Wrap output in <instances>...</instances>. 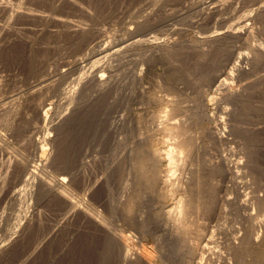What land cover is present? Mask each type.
Returning <instances> with one entry per match:
<instances>
[{
	"label": "rangeland",
	"instance_id": "rangeland-1",
	"mask_svg": "<svg viewBox=\"0 0 264 264\" xmlns=\"http://www.w3.org/2000/svg\"><path fill=\"white\" fill-rule=\"evenodd\" d=\"M148 1L149 0H69L68 2H57L56 0H30V1L25 2L24 7L26 9L32 10L33 12L42 13L45 15H56L59 17L70 19V20L73 19L72 21H75V23L77 22L76 24H79V25L84 24L85 27H96V28L105 29L106 34H107L105 38H107V40H108L106 44H109V43H112V42L118 41V40L121 41L123 39H124L123 41L127 40L130 42V40L132 41L135 38H141L147 34H149V35L151 34L150 36H156L161 42L164 43L165 49L163 51H160V52H157L154 54L150 53V56L148 54L147 55L148 58L142 57L145 55H139L138 57H140V58H138V59L139 60L141 59V61H139V63L136 65L132 64L130 62L129 58H124L125 60L123 59L122 63L119 65H115L116 64L115 62H113V65L106 64V65H108V66L105 65L107 67L106 76L109 77V76L113 75V80L115 81V87L112 88L113 92L110 89L109 92L110 91L111 92L109 94L104 96L100 101L96 102L95 105L92 104L94 107L92 105L89 106V104H87L88 107L87 106L85 107L86 103L87 102L90 103V101H87L86 100L87 98H83L80 102V104H81L80 107H81V109H83V111L81 113H78L77 116H74L75 118L74 117H71L72 119L69 118L61 127H58L55 130L57 133L52 130V128H51L52 124L50 123V121H51L53 115H55L56 113H59V114L60 113H66L67 108L69 106L65 105L64 108L67 107L65 110L62 106H61V108L55 107V109H53L52 112L49 113V116H48L46 123L45 122L40 123V121H38V117L36 115V110H32V109H34L32 107H37L38 104L40 103V101H42V102L44 101L42 99H45V100L47 99V94H45L46 98H43V97H45L43 95L41 97V99H40V97H38L40 100L36 99V100L31 101V104H32L31 108L32 109L31 108L27 109L28 111L25 114V115H27L26 117L28 119H24V121L21 124H19L20 128L23 129L24 131L27 130L29 134H25L23 137H21V136L16 137V140H15V137L11 136V132H8L5 130L6 127L3 124V120H1L3 118L0 119L2 121L0 123V125L2 126V128L0 126V128H1L0 134L8 136L7 139L8 138L11 139V140L8 139L9 140L8 145L3 146L4 147V149H2L3 151L0 150V178H1L0 181L2 179H4V177H5L4 174H6L5 171L7 170L10 162L15 160V157H21V156L25 157V158L27 157L28 159L27 158L26 159L29 160V162L30 161L34 162V163L30 162L32 166H34L35 162L39 163V164L38 163L35 164L38 168V174L41 176L44 175V177L45 178L47 177V179L49 177L48 180H51V179L53 180L56 177H59L61 175H67L71 179V182H70L71 184L69 185L70 196L72 197V199L78 200L77 202L80 204V207H82L83 209H86L88 212L90 211L89 213L91 215L93 214V216H94V219L84 220L83 219L84 212H83V210H79L73 214V216L69 219L70 221L64 220V217L67 213L66 212L67 208L65 207V205L63 204L61 199H59L58 197L56 198L51 193L47 194L45 191H43L41 189L39 190L40 192H38V193H37L38 189H36L37 191L36 190L31 191V194H29L27 197V200L29 199L30 201L28 200L29 202L25 203L24 208H23V215H25L27 217L28 221H26L25 226H24V230L22 232L17 234V236L13 235L16 240L7 242L6 248H5L6 251L4 250V251L0 252V264H22V263H24V264H99V263H103V262L105 263V261H106L105 255L108 252L107 246H106L108 239L105 237V235H102V234H104L102 231V227L97 222H95L96 218H97V220H100V221L106 220V221L112 222L115 225L117 223L120 224V225H118V224L116 225L118 230H120L121 232L123 231L122 233H124L125 236H127V237H129L131 234L129 241L133 240V241L137 242V244L140 247H142L144 245L143 247L144 248L146 247V249L148 248L147 250L149 252H151V254H153V255L157 254L155 252L156 248H154V246L156 244L152 241H156L158 239L161 242L171 241L168 239L167 232L164 230L167 228V226H166L165 219L162 218V217H164V216H162V214H163L162 211H166V210H161V209L171 208L174 204H176V201L178 199L180 200L183 197H185V196H182V195H184V193L187 196L188 195L187 192L189 193L188 196L191 197L190 196V193H191L192 198H194V199L197 196H202L201 193L203 192V190H202L203 189V182H202L203 181L202 180V173L203 172H201V171H203L202 169L204 168V166H206V164L208 163V161L210 159L213 158L215 161L217 160L215 158H216V155L218 152L223 153V155L226 156V158L230 162H236L238 160V161H242L243 166L245 165L244 166L245 168L243 169V171L241 172V175H240L241 178L239 179V182H240L239 189L243 194H246L247 191L250 192V191L258 190V189H259L258 191H260L259 193L264 194V76H262V75H264V7L262 9L259 8L260 6H264V0H229V1L228 0L227 1L221 0L223 2H221L220 0H161L159 3H156V5L154 4L151 6L148 5ZM67 3H69V4H67ZM222 3H224V5L226 4L227 6L225 5L226 7H222V9H221L222 12L221 11L219 13L217 12L218 15L216 13H214L215 14L214 15L213 12L211 10H209L215 4L221 5ZM143 5H144V8H143ZM146 5H147V7H146ZM141 7L143 8V10L141 9ZM58 8H60V9H58ZM150 8H152V9L150 10ZM145 11H148L149 13L145 12ZM210 11L212 13H210ZM207 12H209V14ZM123 14H124V16H123ZM132 17H134L135 20ZM247 17H250V18L248 19ZM245 21H248L249 23L245 22ZM4 22H5L4 19L0 20V23L3 24ZM17 24L20 27H18ZM246 24H248V25H246ZM13 25L15 28L26 29V31H29V32H26L24 34V37L22 36V38H19L16 41L11 40V39H10L11 41H9L8 39L4 40L3 37L0 38V40H1L0 41V44H1V47H0V50H1L0 51V80L5 79V81H6L5 87L0 91V101L2 100V97H3L2 95H4L6 90H8V91H11V89L13 90V88L16 86V84H19L20 82L25 80V76L28 77V75H30V73L33 70H35L37 67H39L41 64L48 62V64L51 66L52 72H55L53 70L58 68L65 58H67L65 60H71L72 59V57L75 55V50H76L72 44V42L74 41V37L66 36V35L61 36L60 33L59 34L57 33L58 35L54 34V33L52 34V32H46V33L42 34L43 36L42 35L38 36V35H35L34 33H31L33 30L38 31V30H42L46 27V24L44 22L39 21V20H33V21H32V19L31 20L30 19L29 20H23V21L14 23ZM126 26L128 28H126ZM242 26H243V28H241ZM231 27L237 28V31H239V36L235 37V38H227V39L222 40V42H220L221 44L218 43L220 45H216L217 47L220 46L218 48L219 50L217 49L216 46H214L215 48L214 47L209 48V46L206 45V46H200V47L204 48V51L202 52V51H200L201 48L199 47V45H197L195 43L194 38L196 39L197 35L211 34V33L217 32V30L218 31H224L223 29L228 30V28L231 29ZM49 29H51V28H49ZM127 29H129V30H127ZM215 29H216V31H215ZM190 40L191 41L193 40L192 43L194 42L195 44L194 43L191 44ZM180 42H182V44ZM170 43H172L174 45H172ZM184 45H186V46H184ZM194 45H195L196 49H194L195 48ZM168 46L171 47V49L168 48ZM226 47H228V48L226 49ZM166 48L168 49V51H167L168 55L165 51V50H167ZM176 48H178V49H176ZM172 49L173 50L175 49L174 53L172 52L173 51ZM231 49H232V51H231ZM170 50H171V54L169 53ZM196 50H198V51H196ZM206 50H208L209 52ZM225 50H228V52H226ZM210 51H211V53H210ZM212 51H217V52H212ZM224 51L226 53H224ZM39 53H41V54H39ZM204 53L206 55L208 53V55L210 54L211 56H208V55L206 56ZM220 53H222V54L220 55ZM151 54H153V55L156 54V55H155V57L154 56L152 57ZM180 54H183L185 56H187V55H189V56L191 55V56L185 57V56L181 55V56H183V58H182L180 56ZM217 54H219L220 57L226 56V54L227 55L229 54V55L227 58L223 57L224 58L223 59L220 57L218 58L219 55H217ZM232 54H236L238 56L240 54H242V55L245 54V56H248L249 60L240 64V68L242 67L241 70H237V71L234 70L233 72H231L229 69V68H231V66H229V68L226 67V65L228 64L227 61L232 59ZM177 55H179V56L177 57ZM196 55H197V57H199V59L196 57ZM216 55H217V59H216ZM193 56H194V58H193ZM202 56L203 57L206 56V58L204 59ZM191 57H192V59H191ZM213 57H214V60L212 59ZM221 59L226 61V62L222 61ZM153 60H155V62ZM195 60L197 61L196 63H195ZM50 62H51V64H50ZM143 62H145V63H143ZM206 63H209L210 65H212L214 63V65H216V67L214 65H212V68H211L210 65L209 64L206 65ZM149 64H151V65H149ZM185 64H187L188 67H186ZM113 66H116L115 67L116 69L113 68ZM190 66L192 69L190 68ZM126 67H127V69H125ZM132 67H134V69ZM213 67H214V69H213ZM220 67L222 70L220 69ZM205 68H208V69H205ZM216 68L217 69L219 68V69L217 70ZM110 69L113 71H111ZM132 69H133V71H132ZM203 69H205V70H203ZM242 69H244V70H242ZM130 70L133 72L132 74H134V73L137 75L140 74L141 76L139 75V77H141V78L143 77L141 79L142 82H140V83H139V81L135 82L131 77V75H132L131 72L129 73ZM189 70H191L192 72ZM119 71L120 72L122 71V72L120 73ZM200 71H201V73H200ZM225 71H226V74L224 75V77L225 76L226 77L225 78L223 77V78L228 80L227 83H231L230 85L228 84L229 87H231V89H233V90H237L239 92L244 93L245 96L242 99H240L241 101L237 100V99L233 100L232 98H229L227 96V94H224L227 92H224L223 89L220 88V86H219L220 83L218 81H216L215 76L220 75V73H224ZM228 71H229V73H228ZM214 72H216L217 74ZM80 73L81 72H75V73L73 72L70 75V77L64 81V83H66V84L63 83L64 85H62V88H68L69 89L70 86L73 85L72 82H73L74 78H77L78 75H81ZM128 73H129V75H128ZM213 73H214V76H213ZM114 74H115V76L117 75V77H115ZM185 74H187V75H185ZM196 75H198V76L201 75L203 79H201V77L198 78V76H196ZM207 76H208V78H207ZM114 77L116 79H114ZM205 78L207 80L211 79V81L210 80L207 81ZM123 79H125V80H123ZM128 79H129V81H128ZM197 79H198V81H197ZM204 79H205V82H203ZM131 80H133V82ZM200 80H202V81H200ZM199 81L202 83H200ZM71 83H72V85H71ZM126 83H127V85H126ZM133 83H136V84L139 83V84H137L138 85L137 86L136 84H133ZM214 83L216 85H214ZM116 84H118V85H116ZM163 84H165V86ZM203 84H204V87H203ZM167 85H168V88L170 90L165 89V88H167ZM198 85H199L200 89L198 88ZM246 85H248L249 87H247ZM116 86H118V87H116ZM217 86H219V87H217ZM142 87L143 88L146 87L145 89L147 90L148 93L146 92L145 89H142ZM176 87H178V88H176ZM195 87H196V89H195ZM210 87H211V89H209ZM123 88H126L127 90L123 89ZM183 88L188 89V90H185ZM199 90H200V92H199ZM204 90H206V91H204ZM127 91H129V92H127ZM132 91H134V92H132ZM165 91H168V92H165ZM194 91L196 93H194ZM1 92H3V93H1ZM116 92L119 93L121 96L119 94H117ZM136 92H138V93H136ZM200 93L202 94V96ZM249 93L250 94L252 93V94L250 95ZM166 94H167V97L169 96V94H171V95L169 96V98H167ZM172 94L174 97L172 96ZM195 94H196V96H195ZM116 95L118 96V98L120 96L119 100H118ZM175 95L178 96V98H179V99L176 98L177 100H182L180 98H182L184 96L183 100L181 101L182 103L184 102L182 104V106L185 107V105H186L190 109L192 108V110L195 111V112H192V110H190L189 111L190 113L191 112L195 113V115L203 113L202 114L203 116L208 117L209 121L204 122L205 124L203 123V127L205 129L208 130L212 127V129L218 130V128H219L218 131H221V133L223 132V135L228 137L229 140H227V141L224 140V142L223 141H215L212 138H209L208 136L207 137L201 136L203 138V139H201L199 134H201V135H204V134H202V132H200L195 127V125L193 123H192L193 126L191 125V123L189 121L190 119L189 120L186 118L184 119V117H185L184 116L183 119L185 120V127H187L189 124L190 125H189V127H187L189 130L186 128L187 131L184 132V135L185 134H188V135H185V136L182 135V137L185 138V137H189V136L194 135L193 137H196L195 139H198V141L195 140V142L196 143L198 142L197 143L198 145L200 144L198 146L195 143L196 145L193 147L194 149H192V150L189 148L194 153V158L192 161H189L191 165L186 164V165H189L191 168L194 167L193 173L195 175H191L188 172L182 173L181 171H178L175 173L176 182L179 181L180 183H182V181H183V184H180L178 182V184H176L177 187L175 185V186H172L173 188L172 187L167 188L165 186L160 187V188L156 187L154 190L157 192H155L153 190V188H150L151 190H149V189L146 190V187L144 185L135 184L138 182L139 178L141 177V175H142L141 173L144 172L142 170H145L146 173L148 172L147 173L148 176L156 174V173H157L156 175L166 176L167 174L171 173L169 170L170 164L168 161L169 159H168L167 153L169 150L176 151L177 149L174 146L175 140H173L172 138H168V141H169V143H168L166 136L168 137L169 135H168V132H165V131H168V129L164 125L166 123H172V121H173V123L178 122L181 119V118H178L180 113H178L176 109L172 108L173 100H175V97H176ZM211 95H212V97H210ZM107 96L111 100L110 99L108 100ZM112 96H114V97H112ZM127 96L128 97L130 96V97L128 98ZM171 96L173 97V99ZM205 96L206 97L208 96L209 98L208 97L206 98ZM213 96H214V98L216 97V99L218 101L216 99H213ZM105 97L107 100L105 99ZM133 97H136V98L134 99ZM125 98H127L128 100ZM187 98H190L191 100L190 99L188 100ZM210 98H212V99H210ZM55 99L58 100V96H55ZM59 99H60V96H59ZM103 99H105L106 101ZM123 99L125 102L123 101ZM155 99H156V102H154ZM167 99H169V100H167ZM196 99H198L200 102H197L198 100H196ZM185 100L188 101V103ZM194 100H196V101H194ZM84 101H85V104L83 103ZM32 102H34V103H32ZM57 102H59V100ZM121 102H122V104H121ZM150 102H152V103L150 104ZM168 102H171V104H169ZM208 102L209 103L211 102V103L209 104ZM108 103L110 105L111 104L112 105L110 106ZM192 103H194L196 105H194V104L192 105ZM197 103H199V104H197ZM200 103L201 104L203 103V104L200 105ZM122 105H123V107H122ZM169 105L171 106L170 107L171 109L169 108ZM173 107H174V105H173ZM199 107H200V109H199ZM14 110L15 109L8 112V114H7V115H9L8 118L12 119V117L14 116ZM167 110H168V112H167ZM170 110H172V111H170ZM199 110H201V112ZM30 111L32 112V114ZM205 112H207V113H205ZM9 113L10 114L13 113V115H10ZM119 113H121V114H119ZM151 113H153V114H151ZM157 113H158V115H156ZM160 113H161V115H160ZM162 113H165L167 116L162 114ZM117 114L122 116L123 122H118L116 120L115 116ZM170 114L173 116H170ZM212 114H213V117L211 116ZM68 115H71L70 112L67 114V117H69ZM124 115H126V116H124ZM152 115H154V116H152ZM162 115L164 117H162ZM189 115H192V114H189ZM217 115H218V117H220L219 119H221V120L223 119L222 122L224 123V126H223V123L217 124V120H218V117H216ZM222 115H223V117H221ZM224 116H225V118H224ZM150 118H152V119H150ZM162 118H164V119H162ZM169 118L170 119L172 118V119L169 120ZM244 118H245V120H244ZM153 119H157L159 122L154 123ZM160 119H162V120H160ZM247 119L249 122L247 121ZM243 120L246 121L245 122L246 124H243L244 123ZM252 120H253V122H251ZM164 121H165V123H164ZM236 121H239L240 123L236 122ZM242 121H243V123H242ZM126 122H127V124H126ZM139 122H140V124H138ZM146 122H147V124H145ZM152 122H153V124H152ZM160 122H161V125H160ZM191 122H192V120H191ZM235 122L238 124H236ZM37 123H38V125H36ZM128 123H130V124H128ZM133 123H134V125H135V123H137L138 127H137V124L135 126L132 125ZM231 123L233 125H230ZM44 124H45V126H44ZM48 124H50V125H48ZM144 124H145L146 128L144 127ZM148 124L150 126H148ZM239 124L240 125L242 124V125L240 126ZM140 125H141V127H140ZM221 125L223 126V128H220V127H222ZM257 125H258V127H257ZM127 126H128V128H127ZM155 126H156V128H155ZM233 126H238V127H236L237 132H234L230 136L229 131L232 129ZM142 127L144 128L143 131L141 129ZM148 127H150V128H148ZM157 127H159V128H157ZM162 127H163V129H162ZM164 127H165V130H164ZM226 127L227 128L229 127L228 130ZM242 127H244V130H242L243 129ZM251 127H253V129ZM35 128L40 129L38 133L34 132ZM147 128L149 130H147ZM190 128H191V130H190ZM192 128H193V130H192ZM195 128H196V130H195ZM225 128L228 132L225 130ZM125 129H127V131H125ZM156 129L158 131H156ZM248 129H249V131H248ZM2 130H3V132H2ZM117 130H118V132H117ZM135 130H136V132H135ZM137 130L138 131L140 130L141 132L140 131L138 132ZM145 130L147 133L149 131V134L151 135L149 140L151 139L150 142H152V143H149V141L147 140L145 145L147 146V143H148L149 147H151V145H153L154 143H156L157 146L159 144L158 147L155 144L153 145L154 147L153 146L152 147L155 150L157 149L156 151L159 150L158 151L159 154L162 153L160 155V157H161L160 161H159L160 164L157 163L156 164L157 167L155 166L154 168H150V167L148 168L146 166H142L139 163V160H133V162L123 160V149L125 147H128V146L131 147L133 145L132 143L134 142L135 139H138L139 137L145 136L147 134L145 132ZM150 131L154 132V134L153 133L151 134ZM161 131H163L162 134H161ZM192 131H193V133H192ZM50 132H51L52 137L56 138L55 142L53 144L48 145L46 147L45 152L37 151L32 146V140L37 139V138L42 139L41 137H44L46 135H50ZM127 132H128V135H125V134H127ZM188 132L190 133V135ZM195 132H197V133H195ZM131 133H133V134H131ZM130 134L132 135V137L134 136V139L130 136ZM137 134H138V136H137ZM195 134H196V136H195ZM40 135H43V136H40ZM153 135H154V137L156 135L157 136L154 138ZM10 136L12 138H10ZM117 137H118V139H117ZM127 137H130L131 139L128 138L129 140L128 139L126 140ZM120 138L123 140H126L125 141L126 143L123 140H121ZM163 138L164 139L166 138V139L164 140ZM117 141H119V142H117ZM121 141H123V142H121ZM157 141H159V142H157ZM120 142L122 144H120ZM212 142H213V144H212ZM166 143H168V144L171 143V144H170V146H168V144L166 145ZM123 144L124 145L127 144V145L122 146ZM172 144H173V146H171ZM51 145L53 148L51 147ZM246 145H247V147H246ZM83 146H84V148H83ZM86 146L87 147L90 146L91 150H94V151H91L92 155H93V160L88 165L83 167L84 170H83V168L75 169L74 167L77 163L78 153H79L78 151H82L83 149L87 148ZM171 147H173L174 149ZM254 147L256 148L255 150H254ZM5 148H6V150H5ZM51 148H52V151H51ZM11 149H13V150H11ZM17 149H19V150H17ZM47 149H49L52 154ZM166 149L167 150L169 149V150L167 151ZM202 149H204V150L202 151ZM8 150H9V152H8ZM20 150H24V151H20ZM164 150H166L167 152ZM193 150H196V152ZM117 151H119V152H117ZM201 151L205 152L204 155H203V153H201ZM212 151H213L214 156H212L213 155ZM74 152L77 153V155H75ZM35 153H36V155H35ZM117 153H119V159H120L119 163L120 164L112 165L113 162H115V160H116V154ZM206 153H208V154L210 153L211 156L210 155L209 156L211 158L209 156H207ZM25 154L28 156H26ZM205 154H206V156H205ZM162 155L163 156L165 155V156L163 157ZM200 155H201V157L203 156L204 159L206 158L205 159L206 161L205 160L203 161L202 158L200 157ZM8 156H11V157H8ZM33 157H35V158L38 157L40 160L35 159ZM41 157H42V159L44 157V159L42 160ZM207 157H208V159H207ZM47 158H48V160H47ZM73 158L75 160H73ZM10 159H12V160H10ZM197 159L199 160V162L201 161L200 163L202 164V166L198 162ZM249 159H251V160H249ZM45 160H46V162H49V163H45ZM123 161H126V162L124 163ZM193 162H195V163H193ZM205 162H207V163H205ZM127 163H129L130 165ZM197 163H199L200 165H198ZM4 164H6L5 167H4ZM192 164H194V165H192ZM89 165H90V167H89ZM134 165H135V167H134ZM139 165H140V167H139ZM197 165L199 167H197ZM251 165H252V167H251ZM46 166H48V167H46ZM136 166L138 169H136ZM201 167H202V169H201ZM85 168H86V170H85ZM146 168H148V169H146ZM196 168L197 169L199 168V169L197 170ZM44 169H45V171H44ZM149 169H151L152 171ZM153 169H155V170H153ZM12 170L13 169H11V171ZM75 170L77 173H75ZM135 170L138 174V178L134 177V176H136V174L134 172ZM195 170H197V171H195ZM43 171H44V173H43ZM149 171H150V173H149ZM198 173L200 175H198ZM45 174L46 175L48 174V175L46 176ZM124 176L128 177L129 179L128 178L125 179ZM190 177L192 179L191 182L189 181ZM187 178H188V180H187ZM197 179H200L201 181L197 180ZM217 179H220V178H217ZM126 180L130 183H125V182H127ZM3 181L4 180H2V182H0V184L3 183ZM8 181H10V179H8ZM198 181L202 182L201 183L202 185H200V184L198 185L197 184ZM132 182H134V183H132ZM229 182L230 181L227 180L224 183L225 187H224L223 193H224V195H225V193H227L226 195H228L229 197H232L234 199L237 196V193H236L237 189L232 184V182L231 183H229ZM93 183L95 184V186ZM87 184L90 185L91 188H90V186H87ZM127 184H129L128 185L129 187L127 186ZM186 184H188L187 188H186ZM181 185H183V187L185 189ZM86 186H87V189H86ZM125 186H126V188H125ZM178 186H179L180 190L177 189ZM107 187H108V190H107ZM144 187H145V189H144ZM92 188H93V190H92ZM134 188H135V190H134ZM138 188H140V189H138ZM188 188H189V190H188ZM84 189H86L87 191ZM131 189L134 191H131ZM137 189L142 193L138 192ZM173 189L175 191V192H173L175 195H173V193L171 195V193H170V192H172ZM191 189H193V190H191ZM122 190H124V191L122 192ZM197 190L201 191V192H198ZM225 190H227V191H225ZM1 191L2 190H1V185H0V192ZM147 191H149L154 197H151L152 195L149 194V192H147ZM176 191H178V194L180 191V194H179L180 196L177 194ZM192 191L195 195L192 194ZM134 192H135V195H134ZM196 192L198 194L197 196H196ZM2 193L4 195V191H2L0 193V199H1V202H0V228H2L4 226V228L8 227V229H9V227H10V229H9L10 232L12 231L11 233H15L17 230V227H16L17 221L16 220H13L12 222L9 221L10 224L8 223L9 224V226H8L7 225V222H8L7 217H8V213L11 214V213H16V212L13 209L14 207L10 204V202L8 200H3ZM145 193H148V195ZM162 193L164 194V197L161 196ZM230 193H231V196H230ZM139 194L140 195L143 194V195H141L142 197ZM157 194L159 195V198L161 196V199H158ZM42 195L45 197H43ZM144 195L146 196V198L147 197L148 198L146 199ZM165 195L166 196L169 195L171 197H165ZM177 195L181 198L177 197ZM36 196H37V198H36ZM172 196L174 197V200H173ZM109 197H111V198L109 199ZM143 197H144V199H142ZM135 198H136V200H135ZM107 199L112 201L117 206H120V207L124 206V207H121L122 209H124L126 207L129 208L130 210L127 208L125 210L129 211L132 216L133 215L135 217L137 216L139 218V221H140V219H141V221L135 222V226H134V224L132 223L133 220L128 221V218L122 217V215L119 214V212L113 213L110 207H106L107 206L106 204L108 201ZM186 199H188V198L186 197ZM148 200H150V202ZM2 201H4V202H2ZM36 201H38V202H36ZM134 201H136V204L139 207L135 204ZM145 201H147V203ZM152 201H154V202H152ZM156 201L161 202V203H158ZM29 203H31L32 205L30 204V206H29ZM122 204H124V205H122ZM145 204L147 206L146 208H144ZM167 205H169V206H167ZM154 206L156 208H154ZM164 206H166V207H164ZM109 208H110V210H108ZM152 208H153V210H152ZM155 209H157L158 214H157ZM10 210L11 211L13 210V212H11ZM158 210H160V211H158ZM39 211H41V212L39 213ZM147 211L148 212L150 211V212L148 213ZM136 213H139V214H136ZM150 213H152V214H150ZM34 214L38 218L36 216L33 218ZM115 214H117V216ZM140 214H142V216ZM145 215L148 216V218ZM158 216H160V217L162 216L161 218L164 220L159 219L160 217H158ZM236 216H237V214L232 215L231 218H229L228 222H229L230 226H234L235 228H238V227H240L241 220L238 219L239 218L238 216L236 218ZM99 217H101L103 219L101 220V218L99 219ZM152 217H155L156 219L152 218ZM72 218H74V219H72ZM149 219H150V221H149ZM157 219L159 221H157V222L153 221V220H157ZM237 219L240 223L237 221ZM1 221H3L4 223ZM65 221H66V223H65ZM143 221H144V223H143ZM152 221H153V223H152ZM147 222H148V226L145 225V223L147 224ZM163 222H165V223H163ZM5 223H6V226H5ZM162 224L165 226H163ZM56 226H59V229H58L57 234H56L57 237L54 236V237L49 238L47 241H43L44 238L47 236V233H49L51 231V229L56 227ZM144 226H145V228H143ZM157 226H158L159 230H158ZM161 226H163L162 227L163 230L160 229ZM262 226H264V224L260 226L261 229L259 227L258 233L260 235H262L261 241H264V236H263L264 235V227H262ZM60 227H62V228H60ZM142 228H143V230H142ZM2 232H4V235ZM2 232H0V239L3 240L6 236L5 235L6 230L5 231L3 230ZM103 236H104V238H103ZM158 237H160V238H158ZM2 240H0V243L2 242ZM41 241H43V243H41ZM141 244H142V246H141ZM63 246L66 248H64ZM163 246H164V243H163ZM150 250H152V251H150ZM256 250H257V252H256ZM263 252H264V243L260 247H258L257 249L253 250V254H255V256L259 255L258 253L261 254V255L257 256V258L259 257L258 258L259 260H262V259L264 260V253ZM30 254H33L34 256L30 255ZM107 264H112V263H107ZM260 264H264V262H261Z\"/></svg>",
	"mask_w": 264,
	"mask_h": 264
},
{
	"label": "bare ground",
	"instance_id": "bare-ground-1",
	"mask_svg": "<svg viewBox=\"0 0 264 264\" xmlns=\"http://www.w3.org/2000/svg\"><path fill=\"white\" fill-rule=\"evenodd\" d=\"M27 1H30V0H0V20L1 19H4V23H0V38L3 37L4 40L5 39H8L9 41L11 40H14L16 41L17 39L19 38H22V36L24 37V34L26 32H29V31H26V29H20V28H15L14 27V23H17V22H20V21H23V20H39L41 22H44L46 24V27L42 30H38V31H30L31 33H34L35 35H38V36H41L42 34L46 33V32H52V34H59L62 36L66 35V36H71V37H74V41L72 42L73 46L75 47V55L72 57L71 60H65L67 58H65L63 60V62L61 63V65L56 68L55 72H52L51 70V66L47 63H43L41 64L39 67H37L35 70H33L30 75H28V77L25 76V80H23L22 82H20L19 84H16V86L13 88V90L11 89V91H8L6 90V92L4 93V95H2V100L0 101V119L3 120V124L4 126L6 127V131L8 132H11V136L12 137H15V140H16V137H23L25 134H29L27 130H23L20 128V125L24 119H28L25 115L27 113V109H30L31 108V101L32 100H40L41 97L45 94H47V99H42L44 100L43 102L40 101V103L38 104L37 107H32L34 109L32 110H36V115L38 117V121H40V123H46L47 119H48V116H49V113L52 112L53 109H55V107H60L61 106L64 108L65 105L69 106L67 108V112L66 113H56L55 115H53L50 123L52 124V130L55 131L58 127H61L69 118L71 117H74V116H77L78 113H81L83 111V109H81L80 107V102L83 98H87L86 100L87 101H90V103H86L85 107L87 106V104H89V106H91L92 104L95 105L96 102L100 101L104 96H106L107 94H109L111 91H112V88L115 87V81L113 80V75L107 77L106 76V70H107V67L108 65L106 64H111L113 65V62H115L116 64L115 65H119L122 63L123 59L124 58H129L130 59V62L132 64H138L139 61H141V59L139 60L138 57L139 55H145V56H142V57H147L148 58V54L150 56V53H157V52H160V51H163L165 49V46H164V43L161 42L156 36H150L149 34L145 35L144 37H141V38H135L133 39L132 41L130 40L127 41H114L112 43H109V44H106L107 43V38L106 37V31L105 29L103 28H96V27H85V25H79V24H76L75 21H72L73 19H67V18H63V17H59V16H56V15H45V14H42V13H36V12H33L32 10H29V9H26L24 7V4L25 2ZM57 2H68L69 0H56ZM161 0H149L148 1V5H156V3H159ZM221 1V0H220ZM227 1V0H226ZM229 1V0H228ZM41 2V1H40ZM71 2V1H70ZM137 2V1H136ZM223 2V1H221ZM145 3V2H144ZM147 3V2H146ZM166 3V2H165ZM56 4V3H55ZM59 4V3H58ZM64 4V3H63ZM69 4V3H67ZM71 4V3H70ZM87 4V3H86ZM136 4V3H135ZM228 4V3H227ZM226 5V4H225ZM224 5V3H222L221 5H218V4H215L214 6H212V8H210L209 10H211L214 13H216L218 15V13L221 11L222 12V7H226ZM28 6V5H27ZM61 6V5H60ZM198 6V5H197ZM62 7V6H61ZM134 7V6H133ZM147 7V5H146ZM154 7V6H153ZM152 7V8H153ZM264 6H260L259 8L262 9ZM143 8H144V5H143ZM143 8L141 7V9L143 10ZM150 8V10L152 9ZM200 8V7H199ZM60 9V8H58ZM79 9V8H78ZM117 9V8H116ZM40 10V9H39ZM80 10V9H79ZM99 10V9H98ZM145 10V9H144ZM81 11V10H80ZM210 11V13H212ZM253 11V10H252ZM141 12V11H140ZM145 12H148V11H145ZM218 12V13H217ZM137 13V12H136ZM139 13V12H138ZM143 13V12H142ZM149 13V12H148ZM209 14V12H207ZM120 14V13H119ZM207 14V15H208ZM85 15V14H84ZM87 15V14H86ZM215 15V14H214ZM220 15V14H219ZM124 16V14H123ZM128 16V15H127ZM132 16V15H131ZM150 16V15H149ZM74 17V16H73ZM136 17V16H135ZM139 17V16H138ZM134 18V17H132ZM137 18V17H136ZM142 18V17H141ZM248 19L250 17H247ZM224 19V18H223ZM244 19V18H243ZM99 20V19H98ZM104 20V19H103ZM135 20V18H134ZM252 20V19H251ZM139 22V21H138ZM243 22V21H242ZM245 22H248V21H245ZM93 23V22H92ZM227 23V22H226ZM241 23V22H240ZM249 23V22H248ZM100 24V23H99ZM225 24V23H224ZM239 24V23H238ZM44 25V24H43ZM126 25V24H125ZM231 25V24H230ZM241 25V24H240ZM248 25V24H246ZM18 27H20L18 24H17ZM25 26V25H24ZM223 26V25H222ZM234 26V25H233ZM112 27V26H111ZM40 28V27H39ZM51 28V29H49ZM126 28H128L126 26ZM134 28V27H133ZM230 28V27H229ZM226 30V29H223L224 31H218L217 32H214V33H211V34H206V35H197L196 39L194 38L195 40V43L197 45L200 46H209V48H212L216 45H220L222 42V40L224 39H227V38H235V37H238L239 36V31H237V28L235 27H231V29ZM243 28V26L241 27ZM35 29V28H34ZM218 29V28H217ZM221 29V28H220ZM129 30V29H127ZM132 30V29H131ZM180 30V29H179ZM178 30V31H179ZM134 31V30H133ZM177 31V32H178ZM216 31V29H215ZM119 32V31H118ZM131 32V31H130ZM135 32V31H134ZM123 33V32H122ZM147 33V32H146ZM145 33V34H146ZM179 33V32H178ZM181 33V32H180ZM184 33V32H183ZM202 33V32H201ZM51 34V33H50ZM57 34V35H58ZM144 34V33H143ZM198 34V33H197ZM242 34V33H241ZM27 35V34H26ZM46 35V34H45ZM119 35V34H118ZM158 35V34H157ZM43 36V35H42ZM142 36V35H141ZM26 37V36H25ZM56 37V36H55ZM111 37V36H110ZM133 37V36H132ZM193 38V37H192ZM11 39V40H10ZM28 39V38H27ZM40 39V38H39ZM110 39V38H109ZM114 39V38H113ZM129 39V38H128ZM171 39V38H170ZM234 40V39H233ZM1 41V40H0ZM165 41V40H164ZM188 41V40H187ZM191 41V40H190ZM189 41V42H190ZM193 41V40H192ZM191 41V44H193ZM3 42V41H2ZM179 42V41H178ZM31 43V42H30ZM182 44V42H180ZM194 43V44H195ZM220 43V44H218ZM32 44V43H31ZM172 44V43H170ZM169 44V45H170ZM189 44V43H188ZM174 45V44H172ZM224 45V44H223ZM186 46V45H184ZM188 46V45H187ZM192 46V45H191ZM257 46V45H256ZM0 47H1V44H0ZM34 47V46H33ZM47 47V46H46ZM177 47V46H176ZM180 47V46H179ZM178 47V48H179ZM190 47V46H189ZM188 47V48H189ZM195 47V45H194ZM193 47V48H194ZM217 47V46H216ZM220 47V46H219ZM217 47V49L219 48ZM168 48L171 49V47L168 46ZM174 48V47H173ZM176 48V49H178ZM184 48V47H183ZM198 48V47H197ZM200 51H204V48L200 47ZM215 48V47H214ZM213 48V49H214ZM225 48V47H224ZM228 47H226L227 49ZM258 48V47H257ZM260 48V47H259ZM30 49V48H29ZM167 49V48H166ZM196 49V47L194 48ZM223 49V48H222ZM173 50V49H172ZM175 50V49H174ZM172 51L173 53L175 51ZM183 50V49H182ZM199 50V49H198ZM196 50V51H198ZM219 50V49H218ZM237 50V49H236ZM260 50V49H259ZM1 51V50H0ZM166 53L168 51L165 50ZM164 51V52H165ZM177 51V50H176ZM189 51V50H188ZM193 51V50H192ZM195 51V52H196ZM208 51V50H206ZM226 52H228V50H225ZM224 51V53H226ZM232 51V49H231ZM180 52V51H179ZM182 52V51H181ZM185 52V51H184ZM191 52V51H190ZM209 52V51H208ZM212 52H217V51H212ZM242 52V51H241ZM61 53V52H60ZM163 53V52H162ZM171 54V50L169 52ZM186 53V52H185ZM189 53V52H188ZM211 53V51H210ZM41 54V53H39ZM152 55V57L155 55ZM160 54V53H159ZM178 54V53H177ZM184 54V53H183ZM183 54H180L183 55ZM187 54V53H186ZM190 54V53H189ZM205 54V53H204ZM203 54V55H204ZM222 53H220L221 55ZM161 55V54H160ZM168 55V53H167ZM173 55V54H172ZM175 55V54H174ZM206 55V54H205ZM208 55V53H207ZM206 55V56H207ZM219 55V54H217ZM217 55H216V59H217ZM220 55L218 56V58L220 57ZM229 55V54H228ZM228 55L226 54V56H223V57H228ZM66 56V55H65ZM179 55H177L178 57ZM185 56V55H183ZM183 56H181L183 58ZM189 56V55H187ZM185 56V57H187ZM191 56V55H190ZM189 56V57H190ZM203 57L204 59L206 58ZM208 56H211L210 54ZM62 57V56H61ZM69 57V56H68ZM161 57V56H160ZM173 57V56H172ZM176 57V56H175ZM197 57V55H196ZM223 57H220V58H223ZM5 58V57H4ZM59 58V57H58ZM57 58V59H58ZM70 58V57H69ZM151 58V57H150ZM149 58V59H150ZM194 58V56H193ZM199 59V57H197ZM201 58V57H200ZM210 58V57H209ZM230 58V57H229ZM228 58V59H229ZM42 59V58H41ZM148 59V60H149ZM157 59V58H156ZM178 59V58H177ZM186 59V58H185ZM192 59V57H191ZM214 60V57L212 58ZM224 59V58H223ZM227 59V60H228ZM125 60V59H124ZM151 60V59H150ZM197 60V59H196ZM195 60V63L198 61ZM210 60V59H209ZM222 60V59H221ZM249 60L248 56H245L240 54L239 56L236 55V54H232V59H230L228 62V64L226 65V67L229 68V66H231L230 71L233 72L234 70H241L240 68V64L244 63L245 61ZM155 62V60H153ZM193 61V60H192ZM201 61V60H200ZM206 61V60H205ZM224 61V60H222ZM55 62V61H54ZM125 62V61H124ZM172 62V61H171ZM175 62V61H174ZM207 62V61H206ZM226 62V61H224ZM249 62V61H248ZM26 63V62H25ZM126 63V62H125ZM145 63V62H143ZM202 63V62H201ZM28 64V63H27ZM51 64V62H50ZM141 64V63H140ZM174 64V63H173ZM209 63H206V65H208ZM106 65V66H105ZM126 65V64H125ZM124 65V66H125ZM143 65V64H142ZM141 65V66H142ZM151 65V64H149ZM186 67L187 64H185ZM210 65V64H209ZM214 65V63L212 64ZM212 65H210V67L212 68ZM121 66V65H120ZM145 66V65H144ZM177 66V65H176ZM216 67V65H214ZM221 66V65H220ZM32 67V66H31ZM111 67V66H110ZM116 66H113V68H115ZM146 67V66H145ZM144 67V68H145ZM175 67V66H174ZM209 67V68H210ZM219 67V66H218ZM109 68V67H108ZM123 68V67H122ZM134 69V67H132ZM141 68V67H140ZM143 68V69H144ZM177 68V67H176ZM191 68V66H190ZM116 69V68H115ZM118 69V68H117ZM127 69V67L125 68ZM132 69V71H133ZM175 69V68H174ZM192 69V68H191ZM194 69V68H193ZM205 69H208V68H205ZM203 69V70H205ZM214 69V67H213ZM217 69V68H216ZM219 69V68H218ZM217 69V70H218ZM221 69V67H220ZM228 69V70H229ZM111 70V69H110ZM129 70V69H128ZM127 70V71H128ZM186 70V69H185ZM188 70V69H187ZM210 70V69H209ZM222 70V69H221ZM220 70V71H221ZM244 70V69H242ZM113 71V70H111ZM123 71V70H122ZM121 71V72H122ZM126 71V72H127ZM131 70L129 71V73L131 72V74L133 73ZM135 71V70H134ZM191 71V70H189ZM235 71V72H236ZM75 73V72H81L80 74L81 75H78L77 78H74L73 80V85L71 83L72 86H70V88H62V85L66 84L64 83L65 80H67L70 75L72 73ZM108 72V71H107ZM120 72V71H119ZM120 72V73H121ZM125 72V71H124ZM123 72V73H124ZM146 72V71H145ZM187 72V71H186ZM192 72V71H191ZM209 72V71H208ZM241 72V71H240ZM128 73V75H129ZM201 73V71H200ZM211 73V72H210ZM216 73V72H214ZM214 73H213V76H214ZM229 73V71H228ZM244 73V72H243ZM119 74V73H118ZM127 74V73H126ZM192 74V73H191ZM195 74V73H194ZM217 74V73H216ZM226 74V71L224 73H220V75H217L215 76L216 78V81H218L219 83V86L220 88L223 89L224 92H227V93H224V94H227V96L229 98H232L233 100L234 99H237V100H240L242 99L245 95L244 93L242 92H239L237 90H233L231 89V87H229V85L231 83H227L228 80L224 79V75ZM76 75V74H75ZM140 75V74H139ZM139 75L137 74H132L131 77L132 79L137 82L141 81V77H139ZM187 75V74H185ZM24 76V75H23ZM115 76V74H114ZM121 76V75H120ZM124 76V75H123ZM141 76V75H140ZM143 76V75H142ZM198 76V75H196ZM195 76V77H196ZM212 76V75H211ZM210 76V77H211ZM212 76V77H213ZM233 76V75H232ZM264 76V75H262ZM21 77V76H20ZM117 77V75L115 76ZM114 77V79H116ZM126 77V76H125ZM152 77V76H151ZM187 77V76H186ZM202 76H198V78ZM209 77V78H210ZM224 77V78H223ZM23 78V77H22ZM124 78V77H123ZM208 78V76H207ZM228 78V77H227ZM16 79V78H15ZM20 79V78H19ZM24 79V78H23ZM118 79V78H117ZM130 79V78H129ZM128 79V81H129ZM206 79V78H205ZM205 79L203 82H205ZM232 79V78H231ZM11 80V79H10ZM122 80V79H121ZM125 80V79H123ZM127 80V79H126ZM133 80H131L133 82ZM182 80V79H181ZM207 80V79H206ZM211 81V79H208ZM207 80V81H208ZM190 81V80H189ZM198 81V79H197ZM202 81V80H200ZM199 81V82H200ZM170 82V81H169ZM195 82V81H194ZM5 79L4 80H0V91L5 87ZM64 83V84H63ZM137 83V84H139ZM191 83V82H190ZM196 83V82H195ZM194 83V84H195ZM202 83V82H200ZM209 83V82H208ZM216 83V82H215ZM214 83V85H216ZM133 84H136V83H133ZM132 84V85H133ZM136 84V85H137ZM142 84V83H141ZM166 84V83H165ZM165 84H163L165 86ZM177 84V83H176ZM181 84V83H180ZM193 84V85H194ZM198 84V83H197ZM217 84V85H218ZM229 84V85H228ZM118 85V84H116ZM127 85V83H126ZM169 85V84H168ZM168 85H167V88L165 89H168ZM178 85V84H177ZM184 85V84H183ZM182 85V86H183ZM192 85V86H193ZM196 85V84H195ZM200 85V84H199ZM199 85H198V88H199ZM138 86V85H137ZM143 86V85H142ZM153 86V85H152ZM202 86V85H201ZM217 86V87H219ZM233 86V85H232ZM247 87H249L248 85H246ZM8 87V86H7ZM67 87V86H66ZM118 87V86H116ZM124 87V86H123ZM134 87V86H133ZM141 87V86H140ZM139 87V88H140ZM154 87V86H153ZM185 87V86H184ZM203 87H204V84H203ZM216 87V88H217ZM246 87V88H247ZM120 88V87H119ZM118 88V89H119ZM128 88V87H127ZM136 88V87H135ZM146 88V87H145ZM142 87V89H145ZM178 88V87H176ZM186 88V87H185ZM183 88V89H185ZM207 88V87H206ZM233 88V87H232ZM111 89V91L109 92V90ZM117 89V90H118ZM123 89H126V88H123ZM180 89V88H179ZM196 89V87H195ZM200 89V88H199ZM204 89V88H203ZM211 89V87L209 88ZM215 89V88H214ZM127 90V89H126ZM131 90V89H130ZM141 90V89H140ZM146 90V89H145ZM185 90H188V89H185ZM184 90V91H185ZM254 90V89H253ZM122 91V90H121ZM150 91V90H149ZM181 91V90H180ZM196 91V90H195ZM194 91V93H196ZM206 91V90H204ZM203 91V92H204ZM212 91V90H211ZM113 92V91H112ZM124 92V91H123ZM129 92V91H127ZM134 92V91H132ZM147 92V90H146ZM165 92H168V91H165ZM171 92V91H170ZM183 92V91H182ZM187 92V91H186ZM185 92V93H186ZM189 92V91H188ZM200 92V90H199ZM210 92V91H209ZM216 92V91H215ZM222 92V91H221ZM3 93V92H1ZM117 93V92H116ZM126 93V92H125ZM124 93V94H125ZM138 93V92H136ZM135 93V94H136ZM148 93V92H147ZM146 93V94H147ZM206 93V92H205ZM253 93V92H252ZM251 93V94H252ZM114 94V93H113ZM119 94V93H117ZM123 94V95H124ZM130 94V93H129ZM175 94V93H174ZM198 94V93H197ZM201 94V93H200ZM204 94V93H203ZM208 94V93H207ZM220 94V93H219ZM250 94V93H249ZM250 94V95H251ZM120 95V94H119ZM131 95V94H130ZM145 95V94H144ZM171 94H169L170 96ZM55 96H58V100L59 102H57L58 100L55 99ZM59 96H60V99H59ZM117 96V95H116ZM121 96V95H120ZM119 96V98H120ZM137 96V95H136ZM151 96V95H150ZM169 96L167 97V94H166V97L169 98ZM173 96V94H172ZM171 96V97H172ZM176 96V95H175ZM189 96V95H188ZM196 96V94H195ZM202 96V94H201ZM200 96V97H201ZM40 97V99L38 98ZM114 97V96H112ZM124 97V96H123ZM128 97V96H127ZM130 97V96H129ZM128 97V98H129ZM149 97V96H148ZM174 97V96H173ZM172 97V99H173ZM182 97V96H181ZM184 97V96H183ZM183 97L180 98L183 100ZM191 97V96H190ZM206 97V96H205ZM208 97V96H207ZM206 97V98H207ZM212 97V95L210 96ZM43 98H46L43 97ZM57 98V97H56ZM108 100L110 99L108 96H107ZM118 98V96H117ZM118 98V100H119ZM134 99L136 97H133ZM132 98V99H133ZM151 98V97H150ZM149 98V99H150ZM153 98V97H152ZM178 96L175 97V100H173V105H172V108L176 109L179 114V117L178 118H181L178 122H175L173 123H166L164 126H166V128L168 129V131H165V132H168V137L166 136L167 138V141H168V138H172L173 140H175V149L176 151H173V150H167L168 153V161H169V164H170V172L167 174L166 176H161V175H156V174H153V175H149L148 176V172L146 173L145 170H141L144 171L143 173H141V177L139 178L138 182L135 183V184H142L146 187V190H151L150 188H153V190L156 188V187H172V186H175L176 184H178V182H176V178H175V173L178 172V171H181L182 173L184 172H188L189 174L191 175H195L193 172H194V167L191 168L189 165H186V164H190L189 161H192L193 158H194V153L191 151L192 149H194L193 147L198 143L195 142L198 141V139H195L196 137H193V136H189V137H182V135H184V132L187 131V127H189V125L187 127H185V118L186 119H190V123L192 125V123L195 125V127L200 131L202 132V134L204 135H200V138L203 139L202 137L204 136H208L209 138H212L213 140L215 141H227L229 140L228 137H226L225 135H223V132L221 133V131H218L216 129H212V127L210 129H205L203 127V123L204 122H207L209 121L208 117L206 116H203L202 114H197L195 115V113H192V112H195L194 110H192V108L190 109L188 106L185 105L182 106V103L181 101L182 100H177ZM194 98V97H193ZM203 98V97H202ZM209 98V97H208ZM247 98V97H246ZM106 99V97H105ZM103 99V100H105ZM122 99V98H121ZM127 99V98H125ZM154 99V98H153ZM166 99V98H165ZM188 100L190 98H187ZM212 99V98H210ZM213 99H216V97L214 98L213 96ZM57 100V101H56ZM107 100V99H106ZM105 100V101H106ZM111 100V99H110ZM128 100V99H127ZM130 100V99H129ZM169 100V99H167ZM191 100V99H190ZM198 100V99H196ZM194 100V101H196ZM208 100V99H207ZM217 100V99H216ZM231 100V99H230ZM124 101V99H123ZM134 101V100H133ZM152 101V100H151ZM154 101V100H153ZM171 101V100H170ZM186 101V100H185ZM193 101V100H192ZM213 101V100H212ZM215 101V100H214ZM218 101V100H217ZM241 101V100H240ZM37 102V101H36ZM125 102V101H124ZM144 102V101H143ZM156 102V99L155 101ZM188 103V101H186ZM197 102H200L199 100ZM34 103V102H32ZM85 104V101L83 102ZM82 103V104H83ZM130 103V102H129ZM152 102H150L151 104ZM169 104H171V102H168ZM186 103V104H187ZM209 103V102H208ZM211 103V102H210ZM209 103V104H210ZM76 104V105H75ZM109 104V103H108ZM122 104V102H121ZM125 104V103H124ZM123 104V105H124ZM191 104V103H190ZM194 103H192L193 105ZM199 104V103H197ZM203 104V103H202ZM200 103V105H202ZM207 104V103H206ZM213 104V103H212ZM221 104V103H220ZM36 105V104H35ZM92 105V106H93ZM110 105V104H109ZM112 105V104H111ZM110 105V106H111ZM119 105V104H118ZM122 105V107H123ZM126 105V104H125ZM168 105V104H167ZM196 105V104H194ZM217 105V104H216ZM239 105V104H238ZM128 106V105H127ZM190 106V105H189ZM199 106V105H198ZM83 107V106H82ZM88 107V106H87ZM94 107V106H93ZM146 107V106H145ZM171 106L169 105V108ZM193 107V106H192ZM197 107V106H196ZM201 107V106H200ZM199 107V109H200ZM211 107V106H210ZM64 108V110L66 109ZM100 108V107H99ZM150 108V107H149ZM198 108V107H197ZM14 110V116L12 117V119L8 118L9 115L8 112H10L11 110ZM106 109V108H105ZM110 109V108H109ZM124 109V108H123ZM122 109V110H123ZM127 109V108H126ZM171 109V108H170ZM31 110V111H32ZM135 110V109H134ZM147 110V109H146ZM166 110V109H165ZM192 110V112L190 113L189 111ZM204 110V109H203ZM202 110V111H203ZM210 110V109H209ZM30 111V112H31ZM57 111V110H56ZM87 111V110H86ZM85 111V112H86ZM150 111V110H149ZM172 111V110H170ZM201 112V110H199ZM198 111V112H199ZM205 111V110H204ZM70 112L71 115H68L69 117H67V114ZM84 112V113H85ZM168 112V110H167ZM176 112V113H177ZM197 112V111H196ZM224 112V111H223ZM222 112V113H223ZM122 113V112H121ZM119 113V114H121ZM171 113V112H170ZM207 113V112H205ZM10 114V113H9ZM32 114V112H31ZM87 114V113H86ZM117 114L115 116L116 120L118 122H123V118L121 115ZM131 114V113H130ZM153 114V113H151ZM164 115H166L165 113H162ZM169 114V113H168ZM173 114V113H172ZM189 114H192V115H189ZM209 114V113H208ZM215 114V113H214ZM224 114V113H223ZM226 114V113H225ZM10 115H13L10 114ZM83 115V114H82ZM90 115V114H89ZM158 115V113L156 114ZM161 115V113H160ZM210 115V114H209ZM216 115V114H215ZM214 115V116H215ZM126 116V115H124ZM154 116V115H152ZM151 116V117H152ZM167 116V115H166ZM170 116H173L170 114ZM169 116V117H170ZM175 116V115H174ZM181 116V117H180ZM185 116V117H184ZM213 117V114L211 115ZM226 116V115H225ZM224 116V118H225ZM145 117V116H144ZM159 117V116H158ZM161 117V116H160ZM162 117H164L162 115ZM184 117V119H183ZM218 117V115L216 116ZM215 117V118H216ZM223 117V115L221 116ZM30 118V117H29ZM75 118V117H74ZM114 118V119H115ZM174 118V117H173ZM177 118V117H176ZM175 118V119H176ZM220 117H218V120H217V124H221L223 123V119H219ZM72 119V118H71ZM140 119V118H139ZM142 119V118H141ZM152 119V118H150ZM164 119V118H162ZM160 119V120H162ZM172 119V118H171ZM169 118V120H171ZM174 119V120H175ZM211 119V118H210ZM235 119V118H234ZM0 120V123L2 122ZM130 120V119H129ZM192 120V122H191ZM245 120V118H244ZM243 120V121H244ZM36 121V120H35ZM127 121V120H126ZM148 121V120H147ZM167 121V120H166ZM240 121V120H239ZM239 121H236V122H239ZM242 121V123H243ZM248 121V119H247ZM134 122V121H133ZM145 122V121H144ZM153 122L156 123V122H159L157 119H153ZM152 122V124H153ZM211 122V121H210ZM213 122V121H212ZM216 122V121H215ZM235 122V123H236ZM246 121H244L243 124H246L245 123ZM249 122V121H248ZM253 122V120L251 121ZM165 123V121H164ZM188 123V122H187ZM240 123V122H239ZM35 124V123H34ZM127 124V122H126ZM130 124V123H128ZM137 123H135L136 125ZM140 124V122L138 123ZM138 124H137V127H138ZM147 124V122L145 123ZM145 124H144V127H145ZM151 124V123H150ZM159 124V123H158ZM163 124V123H162ZM205 124V123H204ZM211 124V123H210ZM213 124V123H212ZM227 124V123H226ZM238 124V123H236ZM256 124V123H255ZM38 125V123L36 124ZM47 125V124H46ZM50 125V124H48ZM134 125V123L132 124ZM134 125V126H135ZM160 125H161V122H160ZM230 125H233L232 123ZM235 125V124H234ZM240 125V124H239ZM242 125V124H241ZM240 125V126H241ZM1 126V125H0ZM45 126V124H44ZM148 126H150L148 124ZM193 126V125H192ZM212 126V125H211ZM218 126V125H217ZM222 126V125H221ZM223 126H224V123H223ZM220 127V128H223ZM120 127V126H119ZM126 127V126H125ZM130 127V126H129ZM132 127V126H131ZM141 127V125H140ZM139 127V128H140ZM153 127V126H152ZM161 127V126H160ZM216 127V126H215ZM238 126H233L232 129L229 131V135L231 136L234 132H237V128ZM254 127V126H253ZM253 127H251L253 129ZM258 127V125H257ZM2 128V126H1ZM0 128V129H1ZM128 128V126H127ZM134 128V127H133ZM146 128V127H145ZM150 128V127H148ZM147 128V130H149ZM156 128V126H155ZM159 128V127H157ZM187 128V129H186ZM195 128V130H196ZM227 128V127H226ZM225 128V130H226ZM229 128V127H228ZM227 128V130H228ZM244 130V127H242ZM3 129V130H4ZM46 129V128H45ZM142 131H143V127L141 128ZM152 129V128H151ZM163 129V127H162ZM166 129V130H167ZM257 129V128H256ZM2 130V132H3ZM39 128H35L34 132L35 133H38L39 132ZM130 130V129H129ZM154 130V129H153ZM164 130H165V127H164ZM163 130V131H164ZM189 130V129H188ZM191 130V128H190ZM193 130V128H192ZM194 130V131H195ZM223 130V129H222ZM224 130V131H225ZM226 130V131H227ZM255 130V129H254ZM125 131H127V129H125ZM124 131V132H125ZM131 131V130H130ZM138 131V130H137ZM140 131V130H139ZM138 131V132H139ZM155 131V130H154ZM156 131H158L156 129ZM161 131V134L162 132ZM249 131V129H248ZM27 132V133H26ZM56 132V131H55ZM101 132V131H100ZM106 132V131H105ZM118 132V130H117ZM136 132V130H135ZM137 132V133H138ZM141 132V131H140ZM146 132V130H145ZM151 134L154 132L150 131ZM228 132V131H227ZM244 132V131H243ZM1 133V132H0ZM7 133V132H6ZM47 133V132H46ZM57 133V132H56ZM134 133V132H133ZM131 133V134H133ZM147 133V132H146ZM189 133V132H188ZM193 133V131H192ZM191 133V134H192ZM197 133V132H195ZM199 133V132H198ZM5 134V133H4ZM10 134V133H9ZM8 134V135H9ZM43 134V133H42ZM123 134V133H122ZM130 134V136L132 137V135ZM136 134V133H135ZM166 134V133H165ZM164 134V135H165ZM31 135V134H30ZM45 135V134H44ZM125 135H128V132L127 134ZM158 135V134H157ZM156 135V136H157ZM185 135H188V134H185ZM184 135V136H185ZM190 135V133H189ZM198 135V136H199ZM243 135V134H242ZM10 136V138H12ZM40 136H43V135H40ZM54 136V135H53ZM98 136V135H97ZM138 136V134H137ZM155 136V137H156ZM196 136V134H195ZM202 136V137H201ZM235 136V135H234ZM238 136V135H237ZM8 136L6 135H3V134H0V150L4 149V145H8L9 144V140L11 139H7ZM94 137V136H93ZM102 137V136H101ZM151 137V135L149 134V131L148 133L145 135V136H142V137H139L138 139H135L134 142L132 143L133 145L131 147H125L123 149V160H126V161H131L133 162V160H139V163L142 165V166H146V167H150V168H154L156 166V164H160L159 161H160V155L162 153L159 154V150L156 151L153 147V145L156 143H154L153 145H151V147H149L148 143H147V146L145 145L147 140L149 141V143H152L150 142L149 138ZM154 137V135H153ZM154 137V138H155ZM42 139H33L32 140V146L39 152H45L46 151V147L50 144H53L56 140V138L52 137L51 135V132H50V135H46L44 137H41ZM130 138V137H127L126 140ZM134 139V136L132 137ZM165 138V139H166ZM199 138V139H200ZM208 138V139H209ZM109 139V138H108ZM118 139V137H117ZM121 139V138H120ZM131 139V138H130ZM164 139V138H163ZM164 139V140H165ZM200 139V140H201ZM123 140V139H121ZM126 140H123L124 142ZM129 140V139H128ZM159 140V139H158ZM172 140V141H173ZM199 140V141H200ZM234 140V139H233ZM121 141V142H123ZM162 141V140H161ZM160 141V142H161ZM171 141V140H170ZM11 142V141H10ZM27 142V141H26ZM110 142V141H109ZM119 142V141H117ZM120 142V144H122ZM159 142V141H157ZM174 142V141H173ZM201 142V141H200ZM199 142V143H200ZM203 142V141H202ZM205 142V141H204ZM233 142V141H232ZM85 143V142H84ZM83 143V144H84ZM92 143V142H91ZM126 143V142H125ZM169 143V141H168ZM166 143V145L168 144ZM196 143V144H195ZM221 143V142H220ZM231 143V142H230ZM128 144V143H127ZM126 144V145H127ZM164 144V143H163ZM171 144V143H170ZM170 144H168V146H170ZM173 144L171 146H173ZM213 144V142H212ZM233 144V143H232ZM21 145V144H20ZM77 145V144H76ZM89 145V144H88ZM126 145H122V146H126ZM145 145V146H144ZM165 145V146H166ZM198 145V144H197ZM200 145V144H199ZM198 145V146H199ZM203 145V144H202ZM211 145V144H210ZM215 145V144H214ZM78 146V145H77ZM85 146V145H84ZM83 146V148H84ZM91 146V145H90ZM87 147L85 149H83L82 151H78V159H77V163L75 165V169H79V168H83L84 166L88 165L92 160H93V155H92V152L91 151H94V150H91V147ZM153 146V147H152ZM157 146V145H156ZM159 146V144H158ZM157 146V147H158ZM52 147V145H51ZM80 147V146H79ZM145 147V148H144ZM197 147V146H196ZM207 147V146H206ZM209 147V146H208ZM211 147V146H210ZM227 147V146H226ZM247 147V145H246ZM8 148V147H7ZM33 148V149H34ZM49 148V147H48ZM53 148V147H52ZM52 148H51V151H52ZM78 148V147H77ZM166 148V147H165ZM170 148V147H169ZM173 148V147H171ZM191 150H190V149ZM201 148V147H200ZM199 148V149H200ZM230 148V147H229ZM15 149V148H14ZM162 149V148H161ZM174 149V148H173ZM251 149V148H250ZM256 148L254 147V150ZM6 150V148H5ZM10 150V149H9ZM8 150V152H9ZM13 150V149H11ZM19 150V149H17ZM16 150V151H17ZM48 151H50L49 149H47ZM77 150V149H76ZM75 150V151H76ZM163 150V149H162ZM164 150V151H166ZM204 149H202L203 151ZM207 150V149H206ZM233 150V149H232ZM236 150V149H235ZM253 150V151H254ZM3 151V150H2ZM1 151V152H2ZM15 151V150H14ZM20 151H24V150H20ZM50 151V153H51ZM121 151V150H120ZM166 151V152H167ZM196 152V150H193ZM203 155L205 152H202ZM210 151V150H209ZM208 151V152H209ZM217 151V150H216ZM34 152V151H33ZM32 152V153H33ZM36 152V151H35ZM38 152V153H39ZM119 152V151H117ZM200 152V151H199ZM207 152V151H206ZM211 152V151H210ZM215 152V151H214ZM11 153V152H10ZM14 153V152H13ZM75 153V152H74ZM216 153V152H215ZM52 154V153H51ZM113 154V153H112ZM207 156L210 155V153H206ZM205 154V156H206ZM212 154H213V151H212ZM12 155V154H11ZM16 155V154H15ZM26 155V154H25ZM36 155V153H35ZM75 155H77V153H75ZM166 155V156H167ZM28 156V155H26ZM31 156V155H30ZM34 156V155H33ZM48 156V155H47ZM118 156V157H117ZM121 156V155H120ZM163 156V155H162ZM165 156V155H164ZM163 156V157H164ZM211 156V155H210ZM209 156V157H210ZM214 156V154L212 155ZM8 157H11V156H8ZM14 157V156H13ZM51 157V156H50ZM199 157V156H198ZM197 157V158H198ZM201 157V155H200ZM27 158V157H26ZM25 157H15V160L11 161L7 170L5 171L6 174L3 181V183H1V190L4 191V195H3V200H8L10 202V204L14 207L13 209L15 210L16 213H11L9 214L8 213V217H7V225L9 226L10 222L9 221H13V220H16L17 221V230L15 233H11L10 232V227L8 229V227H5L4 226L2 228H0V232H2L3 230L5 231L6 230V236L5 238L2 240V242L0 243V252L4 251L5 248H6V244L7 242H10V241H15L16 239L14 238L13 235L17 236V234H19L20 232H22L24 230V226H25V223L26 221H28L27 217L25 215H23V208H24V204L25 203H28L29 201L27 200V197L29 194H31V191L33 190H36L38 189L37 193L40 192L39 190H43L45 191L47 194L51 193L52 195H54L56 198L58 197L59 199L62 200L63 204L65 205V207L67 208V213L64 217V220H69L73 214L76 212V211H79V210H83L84 212V216H83V219L84 220H88V219H94V216L93 214L91 215L86 209H83L82 207H80V204L77 202L78 200H74L72 199V197L70 196V192H69V185L71 184V179L67 176V175H61L59 177H56L55 179H51V180H48L47 177L45 178L44 175L41 176L38 174V168L35 164H37L38 162H35L34 166L31 165V163H34V162H29V160H27ZM31 158V157H30ZM35 158V157H33ZM49 158V157H48ZM47 158V160H48ZM76 158V157H75ZM95 158V157H94ZM202 160L204 161L205 159L203 158V156L201 157ZM211 158V157H210ZM5 159V158H4ZM35 159H39L38 157L35 158ZM42 159V157H41ZM44 159V157H43ZM42 159V160H43ZM208 159V157H207ZM217 159L216 161L212 158L207 162L206 166H204V168L201 169L203 171L202 173V182H203V192L201 193L202 196H197V192H196V198H192V195L190 193V196L189 197V193L187 192V196L185 195H182V196H185L183 197L182 199H178L176 201V204H174L171 208L169 209H161V210H166V211H162V218L165 219V222H166V226L167 228L164 229L166 232H167V236H168V239L171 240V241H164V242H161L159 241L158 237L156 241H152L154 242L156 245L154 246V248H156L154 251L157 253L155 255L151 254V252H149L146 247L144 248L141 244L142 247H140L137 242L135 241H129V237L125 236L124 233H122L120 230H118L117 228V224L115 225L114 223L112 222H109V221H106V220H102L103 218L99 217V219L101 218L102 221L100 220H97V218L95 219L101 227H102V231L104 234L102 235H105V237L108 239L107 241V254L105 255L106 257V261L105 263H99V264H107V263H112V264H260L261 262H264V260H259L257 258V256L261 255L260 253H258L259 255H256L253 254V250L254 249H257L258 247H260L264 241H261L262 240V235H260L258 233V229L261 225L264 224V194L262 193H259L260 191L258 190H253V191H250L246 194H243L239 187H240V182H239V179L241 178V172L243 171V169L245 168L242 164V161H236V162H230L226 156L223 155V153L221 152H218L217 155H216V158ZM235 159V158H234ZM239 159V158H238ZM12 160V159H10ZM40 160V159H39ZM50 160V159H49ZM73 160H75L73 158ZM95 160V159H94ZM163 160V159H162ZM161 160V161H162ZM195 160V159H194ZM198 160V159H197ZM201 160V159H200ZM251 160V159H249ZM33 161V160H32ZM120 159H119V153L116 154V160L115 162H113L112 165L114 164H120L119 163ZM126 161H123L124 163ZM202 161V162H203ZM206 161V160H205ZM3 162V161H2ZM5 162V161H4ZM189 162V163H188ZM199 162V160H198ZM201 162V161H200ZM199 162V163H200ZM6 163V162H5ZM45 163H49V162H46L45 160ZM74 163V162H73ZM123 163V164H124ZM195 163V162H193ZM199 163H197L198 165H200ZM8 164V163H7ZM39 164V163H38ZM111 164V163H110ZM129 164V163H127ZM6 164H4V167H5ZM46 165V164H45ZM74 165V164H73ZM91 165V164H90ZM89 165V167H90ZM130 165V164H129ZM133 165V164H132ZM191 165V164H190ZM194 165V164H192ZM196 165V164H195ZM197 165V167H199ZM41 166V165H40ZM43 166V165H42ZM120 166V165H119ZM122 166V165H121ZM124 166V165H123ZM127 166V165H126ZM202 166V164H201ZM48 167V166H46ZM88 167V166H87ZM98 167V166H97ZM135 167V165H134ZM140 167V165H139ZM157 167V166H156ZM249 167V166H248ZM252 167V165H251ZM43 168V167H42ZM102 168V167H101ZM146 168V169H148ZM160 168V167H159ZM11 169H13L11 171ZM41 169V168H40ZM103 169V168H102ZM125 169V168H124ZM136 169L137 166H136ZM145 169V168H144ZM193 169V170H192ZM197 169V168H196ZM199 169V168H198ZM197 169V170H198ZM200 169V170H201ZM43 170V169H42ZM82 170V169H81ZM80 170V171H81ZM84 170V168H83ZM86 170V168H85ZM151 170V169H149ZM155 170V169H153ZM160 170V169H159ZM195 170V171H197ZM199 170V171H200ZM41 171V170H40ZM45 171V169H44ZM43 171V173H44ZM139 171V170H138ZM152 171V170H151ZM82 172V171H81ZM136 176V178H138V174L136 172V170L134 171ZM200 172V173H201ZM248 172V171H247ZM246 172V173H247ZM2 173V172H1ZM42 173V172H41ZM75 173L76 170H75ZM114 173V172H113ZM150 173V171H149ZM159 173V172H158ZM161 173V172H160ZM46 175V174H45ZM48 175V174H47ZM46 175V176H47ZM198 175H200L198 173ZM243 176V175H242ZM96 177V176H95ZM125 177V176H124ZM98 178V177H97ZM96 178V179H97ZM128 177H125V179H127ZM194 178V177H193ZM199 178V177H198ZM217 178H220V179H217ZM1 179V178H0ZM8 179H10V181H8ZM129 179V178H128ZM178 179V178H177ZM196 179V178H195ZM2 180L0 182H2ZM101 180V179H100ZM123 180V179H122ZM136 180V179H135ZM179 180V179H178ZM188 180V178H187ZM197 180H200V179H197ZM230 181L229 183L232 182V184L235 186V188L237 189V196L236 198H232V197H229L228 195H226L227 193H225L224 195V183L226 181ZM242 180V179H241ZM127 181V180H126ZM134 181V180H133ZM189 181L191 182L192 179L191 177L189 178ZM201 181V180H200ZM198 181V185H202L200 182ZM205 181V182H204ZM253 181V180H252ZM103 182V181H102ZM187 182V181H186ZM189 182V183H190ZM195 182V181H194ZM197 182V181H196ZM248 182V181H247ZM125 183H130V182H125ZM134 183V182H132ZM131 183V184H132ZM180 183V182H179ZM243 183V182H242ZM90 184V183H89ZM94 184V183H93ZM92 184V185H93ZM123 184V183H122ZM180 184H183V181L182 183ZM193 184V183H192ZM191 184V185H192ZM104 185V184H103ZM129 184H127L128 186ZM133 185V184H132ZM187 185L186 184V188H187ZM232 185V186H233ZM87 186H90L87 184ZM87 186H86V189H87ZM95 186V184H94ZM180 186V185H179ZM179 186H178V190L179 189ZM183 187V185H181ZM122 187V186H121ZM129 187V186H128ZM144 187V189H145ZM177 187V185H176ZM91 188V186H90ZM126 188V186H125ZM131 188V187H130ZM173 188V187H172ZM181 188V187H180ZM184 188V187H183ZM84 189V190H86ZM119 189V188H118ZM117 189V190H118ZM140 189V188H138ZM137 189V190H138ZM175 189V188H174ZM174 189L172 190L171 195L174 191ZM185 189V188H184ZM91 190V189H90ZM93 190V188H92ZM105 190V189H104ZM107 190H108V187H107ZM110 190V189H109ZM128 190V189H127ZM135 190V188H134ZM131 189V191H134ZM145 190V191H146ZM160 190V189H159ZM163 190V189H162ZM170 190V189H169ZM176 190V189H175ZM189 190V188H188ZM193 190V189H191ZM199 190V189H198ZM197 190V191H198ZM201 190V189H200ZM1 191V192H2ZM42 191V192H43ZM87 191V190H86ZM124 190H122L123 192ZM143 191V190H142ZM155 191V190H154ZM161 191V190H160ZM168 191V190H167ZM166 191V192H167ZM185 191V190H184ZM183 191V192H184ZM227 191V190H225ZM263 191V190H262ZM0 192V193H1ZM89 192V191H88ZM138 192H140L138 190ZM149 192V191H147ZM157 192V191H155ZM162 192V191H161ZM177 194H178V191H176ZM191 192V191H190ZM195 192V191H194ZM198 192H201V191H198ZM132 193V192H131ZM137 193V192H136ZM142 193V192H140ZM169 193V194H170ZM232 193V192H231ZM231 193H230V196H231ZM148 195V193H145ZM149 194H151L149 192ZM154 194V193H153ZM160 194V193H159ZM179 194H180V191H179ZM178 194V195H179ZM192 194L193 191H192ZM200 194V193H199ZM40 195V194H39ZM38 195V196H39ZM134 195H135V192H134ZM140 195V194H139ZM143 195V194H141ZM140 195V196H141ZM152 195V194H151ZM158 195V194H157ZM173 195H175L173 193ZM177 195V197H179ZM195 195V194H194ZM43 196V195H42ZM145 196V195H144ZM162 197H164V194L162 193L161 195ZM161 196L159 198V195H158V199H161ZM41 197V196H40ZM45 197V196H43ZM138 197V196H137ZM142 197V196H141ZM151 197H154L153 195ZM165 197H171V196H166ZM173 197V196H172ZM176 197V198H177ZM186 197L188 199H186ZM234 197V196H233ZM37 198V196H36ZM111 197H109L110 199ZM146 198V196H145ZM148 198V197H147ZM146 198V199H147ZM181 198V197H179ZM144 199V197L142 198ZM145 199V200H146ZM150 199V198H149ZM152 199V198H151ZM154 199V198H153ZM157 199V200H158ZM164 199V198H163ZM60 200V201H61ZM108 200V199H107ZM136 200V198H135ZM173 200H174V197H173ZM172 200V201H173ZM176 200V199H175ZM150 202V200H148ZM155 201V200H154ZM152 201V202H154ZM163 201V200H162ZM0 202H1V199H0ZM4 202V201H2ZM32 202V201H31ZM38 202V201H36ZM35 202V203H36ZM135 204H136V201H134ZM147 203V201H145ZM144 202V203H145ZM158 202V201H156ZM155 202V203H156ZM8 203V202H7ZM158 203H161V202H158ZM9 204V205H10ZM31 203H29V206H30ZM150 204V203H149ZM32 205V204H31ZM107 206L106 207H110L112 212L113 213H118L122 215V217H125V218H128V221L130 220H133V224L135 226V222H140L139 221V218L136 216H132L131 213L127 210H125L126 208L122 209L121 207H124V206H117L116 204H114L112 201L108 200L107 201ZM124 205V204H122ZM137 205V204H136ZM161 205V204H160ZM7 206V205H6ZM11 206V207H12ZM138 206V205H137ZM144 206V205H143ZM159 206V205H158ZM169 206V205H167ZM64 207V206H63ZM136 207V206H135ZM134 207V208H135ZM139 207V206H138ZM146 204H145V207L146 208ZM151 207V206H150ZM161 207V206H160ZM166 207V206H164ZM5 208V207H4ZM39 208V207H38ZM110 208L108 210H110ZM154 208H156L154 206ZM168 208V207H167ZM6 209V208H5ZM129 209V208H127ZM8 210V209H7ZM130 210V209H129ZM133 210V209H132ZM135 210V209H134ZM153 210V208H152ZM156 212H157V209H155ZM6 211V210H5ZM11 211V210H10ZM160 211V210H158ZM13 212V210L11 211ZM33 212V211H32ZM41 211H39L40 213ZM136 212V211H135ZM148 212V211H147ZM150 212V211H149ZM148 212V213H149ZM111 213V212H110ZM112 213V214H113ZM146 213V212H145ZM27 214V213H26ZM65 214V213H64ZM135 214V213H134ZM136 214H139V213H136ZM147 214V213H146ZM152 214V213H150ZM158 214V212H157ZM234 214H237V216L239 217L238 219L241 220V224H240V227L238 228H235L234 226H230L229 225V218H231L232 215ZM4 215V214H3ZM117 216V214H115ZM142 216V214H140ZM161 215V214H160ZM7 216V215H6ZM36 215L34 214L33 218L35 217ZM144 216V215H143ZM146 216V215H145ZM236 216V218H237ZM37 217V216H36ZM41 217V216H40ZM148 218V216H146ZM160 217V216H158ZM159 218L161 220H164L162 218ZM5 218V217H4ZM38 218V217H37ZM117 218V217H116ZM130 218V219H129ZM142 218V217H141ZM152 218H155V217H152ZM6 219V218H5ZM74 219V218H72ZM156 219V218H155ZM237 219V221H238ZM119 220V219H118ZM144 220V219H143ZM160 220V221H161ZM232 220V219H231ZM70 221V220H69ZM150 221V219H149ZM155 222L159 221L158 219L157 220H153ZM152 221V223H153ZM3 222V221H1ZM6 222V221H5ZM31 222V221H30ZM59 222V221H58ZM62 222V221H61ZM117 222V221H116ZM163 222V223H165ZM239 222V221H238ZM4 223V222H3ZM2 223V224H3ZM9 223V224H8ZM66 223V221H65ZM120 223V222H119ZM131 223V222H130ZM144 223V221H143ZM151 223V222H150ZM240 223V222H239ZM97 224V225H98ZM139 224V223H138ZM141 224V223H140ZM161 224V223H160ZM236 224V223H235ZM120 225V224H118ZM128 225V224H127ZM143 225V224H142ZM145 225L148 226V222L147 224L145 223ZM163 225V224H162ZM233 225V224H232ZM237 225V224H236ZM5 226H6V223H5ZM11 226V225H10ZM130 226V225H129ZM146 226V227H147ZM155 226V225H154ZM160 226V225H159ZM165 226V225H163ZM160 229H162V227ZM239 226V225H238ZM264 227V226H262ZM62 228V227H60ZM145 228V226L143 227ZM142 228V230H143ZM149 228V227H148ZM152 228V227H151ZM158 228V226H157ZM15 229V228H14ZM13 229V230H14ZM59 229V226H56L54 228L51 229V231L49 233H47V236L44 238L43 241H47L49 238L51 237H54L56 236L57 237V231ZM120 229V228H119ZM150 229V228H149ZM261 229V227H260ZM9 230V231H8ZM122 230V229H121ZM159 230V228H158ZM163 230V229H162ZM61 231V230H60ZM147 231V230H146ZM3 235H4V232H2ZM1 233V234H2ZM75 233V232H74ZM128 234V233H127ZM165 234V233H164ZM264 236V235H263ZM2 237V236H1ZM134 237V236H133ZM155 237V236H154ZM104 238V236H103ZM105 238V239H106ZM156 238V237H155ZM43 241H41V243H43ZM163 241V240H162ZM142 243V242H141ZM153 243V244H154ZM163 243H164V246H163ZM144 244V243H143ZM146 244V243H145ZM152 244V245H153ZM151 246V245H150ZM64 247V246H63ZM152 247V246H151ZM66 248V247H64ZM106 248V247H105ZM153 248V247H152ZM151 249V248H150ZM106 250V249H105ZM153 250V249H152ZM150 250V251H152ZM6 251V250H5ZM153 251V252H154ZM261 251V250H260ZM255 252V251H254ZM257 252V250H256ZM4 253V252H3ZM61 253V252H60ZM264 253V252H263ZM30 255H33V254H30ZM34 256V255H33ZM28 259V258H27ZM97 263V262H96ZM24 264V263H22Z\"/></svg>",
	"mask_w": 264,
	"mask_h": 264
}]
</instances>
